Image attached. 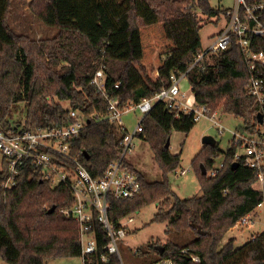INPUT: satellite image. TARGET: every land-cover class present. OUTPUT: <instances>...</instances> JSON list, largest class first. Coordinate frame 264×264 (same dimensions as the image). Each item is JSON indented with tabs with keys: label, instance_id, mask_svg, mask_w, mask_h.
<instances>
[{
	"label": "trees",
	"instance_id": "1",
	"mask_svg": "<svg viewBox=\"0 0 264 264\" xmlns=\"http://www.w3.org/2000/svg\"><path fill=\"white\" fill-rule=\"evenodd\" d=\"M11 6L12 0H0V128L6 132L22 123L15 118L22 102L26 103L25 129L62 127L70 120V109L81 110L88 117L106 115L107 103L92 84L102 64L108 92L122 103L153 96L169 85L172 74L186 71L204 50L198 11L214 17L225 10L213 7L210 0H37L33 6L38 17L59 28L60 34L35 41L11 29ZM253 41L256 50L264 49V39ZM203 66L188 73L196 101L213 110L222 104L225 113L243 119L239 129L253 132L263 107L246 92L249 70L241 48L232 43L227 51L211 54ZM55 99L68 101L69 107ZM195 125L192 115L178 117L163 102L154 106L143 120L140 137L150 144L163 177L151 180L137 168L141 195L112 199L110 217L120 221L156 202L159 211L153 221L196 234L185 245L174 241L152 245L150 252L159 256L157 262L238 264L236 258L244 253L246 264H264V232L240 247H234V241L222 245L227 231L264 199L250 169L242 163L233 169L234 147L225 152L223 167L215 176L202 171L216 167V158L223 152L218 143L205 144L195 156L200 195L180 198L170 185L169 175L179 169L181 154H172L167 140L174 130L189 133ZM124 133L108 121L91 119L74 141V151H81L80 159L94 177L103 176L118 157ZM3 165L0 256L6 264H45L53 258L82 256L79 225L62 212L74 204L71 190L52 186L29 163L21 167L15 186L4 187L8 171ZM52 207L55 210L50 212ZM97 232L99 252L86 257L84 264H120L117 255L108 262L100 260L108 238L100 225Z\"/></svg>",
	"mask_w": 264,
	"mask_h": 264
},
{
	"label": "built area",
	"instance_id": "2",
	"mask_svg": "<svg viewBox=\"0 0 264 264\" xmlns=\"http://www.w3.org/2000/svg\"><path fill=\"white\" fill-rule=\"evenodd\" d=\"M222 14L225 17V26L218 32L209 49L199 53L186 71L172 74L169 85L162 87L153 96L139 102L122 103L120 98L113 97L108 92L107 74L105 65L102 64L94 73L92 84L107 103L106 115L88 117L81 110L70 109V120L62 127L40 126L25 129V122L22 121L9 132L0 128V155L8 171V179L3 186H15L21 167L29 163L36 166L42 177L52 186L68 187L73 194L74 204L64 208L62 212L74 218L79 225L83 259L99 252L97 226L100 225L108 238L99 253L100 260L108 262L111 256L117 255L120 264H126L120 246L129 234L128 224L134 221V217L130 214L120 221H113L110 217L112 199H132L142 193L140 175L129 156L135 151L136 137H140L143 131L144 118L158 102L165 103L178 117L186 113L192 115L194 122L207 118L221 134L228 130L232 135V147L235 149L234 162L242 163L250 169L256 178L255 187L264 191V49L256 50V44L252 42L254 38L264 39V0H236V5L225 9ZM232 43L241 48L248 65L249 80L246 92L263 107L260 111L263 114V122H259L253 132L239 128L227 129L220 122L219 110L200 104L194 94L182 91V82L188 79V73L193 68L203 66L211 54L227 51ZM129 113L140 114L132 131L128 130L123 120ZM91 119L108 121L125 131L117 147L118 157L100 177H94L83 164L80 159L81 151H74V141L80 137ZM236 148H241L242 151ZM222 167L223 163L216 166L210 176L217 175ZM184 174L186 170L180 172V175ZM258 208L264 209V199L255 210ZM255 210L243 217L238 224L250 225ZM164 264H167V260Z\"/></svg>",
	"mask_w": 264,
	"mask_h": 264
},
{
	"label": "rangeland",
	"instance_id": "3",
	"mask_svg": "<svg viewBox=\"0 0 264 264\" xmlns=\"http://www.w3.org/2000/svg\"><path fill=\"white\" fill-rule=\"evenodd\" d=\"M35 1L37 0H12L8 17L11 29L17 35L25 36L35 41L48 40L59 36V28L45 24L38 17L33 6ZM210 4L213 7L227 9L233 8L236 5V0H210ZM198 15L202 25L200 31L202 46L204 50H207L212 45L218 32L225 26V17L224 14L209 17L203 14L202 11H198ZM206 61L208 60L206 59ZM182 91L193 95L189 79H185L182 82ZM55 100L58 101L57 99ZM59 103L65 108L69 107L68 101H60ZM217 110L220 111V122L227 129L236 130L243 124L242 118L225 113L222 104ZM25 112L26 103L22 102L18 105L15 118L24 121ZM139 116V113H129L123 117L129 131L135 128ZM207 135L213 136L219 148L223 151L216 158V166H219L224 162L225 152L232 146V135L228 130L221 134L214 123L207 118H202L196 122V125L189 133L174 130L171 134L169 149L172 154H181V164L177 173L174 172L169 175V182L175 194L180 198H189L202 193L201 182L194 168L193 159L203 148V138ZM236 149L242 151L241 148ZM129 159L149 179H162L163 170L157 162L150 144L145 139L136 137L135 151L129 156ZM197 166L199 168V163H197ZM3 167L2 155H0V171ZM182 170H186V174L180 175ZM211 171H207L205 175L210 177ZM158 211V203L153 202L144 205L141 209L132 213L134 221L128 224L129 234L120 246L121 255L126 264H155L158 262L164 264L166 260L157 262L159 256L154 252H150L152 245L165 246L169 241L185 245L196 238V234L191 230H175L168 222L153 221ZM250 222L248 226L245 223H237L234 227L230 228L225 234L222 245L234 241V247H240L253 236L264 232V209H256ZM194 259L199 261L197 256ZM236 262L238 264H246L245 254H239ZM0 264H6L1 256ZM45 264H84V259L82 256L53 258L47 260ZM167 264L176 263L167 260Z\"/></svg>",
	"mask_w": 264,
	"mask_h": 264
},
{
	"label": "water",
	"instance_id": "4",
	"mask_svg": "<svg viewBox=\"0 0 264 264\" xmlns=\"http://www.w3.org/2000/svg\"><path fill=\"white\" fill-rule=\"evenodd\" d=\"M257 116H258L259 122L262 123L263 122V114H262V112H259ZM88 122H90V121L88 120ZM170 139L171 138H168L167 143H166V147H170ZM203 144L204 145L205 144L216 145L217 141H216V139L213 136L207 135V136H205L203 138ZM238 166H239V163H237V162H234L233 165H232L233 169H236ZM202 173L204 175L207 173L205 168H203ZM54 210H55V207H52L50 212H53ZM158 247L163 250V246H158Z\"/></svg>",
	"mask_w": 264,
	"mask_h": 264
}]
</instances>
